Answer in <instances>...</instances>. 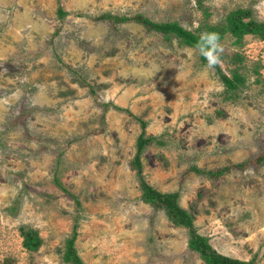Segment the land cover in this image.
I'll list each match as a JSON object with an SVG mask.
<instances>
[{
    "label": "rangeland",
    "instance_id": "1",
    "mask_svg": "<svg viewBox=\"0 0 264 264\" xmlns=\"http://www.w3.org/2000/svg\"><path fill=\"white\" fill-rule=\"evenodd\" d=\"M238 9L264 22V0H0V263L65 264L76 232L85 264H206L188 228L141 198L145 130L147 183L179 191L217 253L264 264V40L224 34L220 65L246 82L227 91L175 37L96 20L142 14L201 33ZM103 104L124 110L104 118Z\"/></svg>",
    "mask_w": 264,
    "mask_h": 264
},
{
    "label": "trees",
    "instance_id": "2",
    "mask_svg": "<svg viewBox=\"0 0 264 264\" xmlns=\"http://www.w3.org/2000/svg\"><path fill=\"white\" fill-rule=\"evenodd\" d=\"M197 1L199 6L202 8V0ZM66 14L67 13L64 10L59 8L58 15L61 18L66 16ZM205 16L206 18L210 17L209 12L206 10ZM96 20L111 21L112 23H127L133 21L145 27L148 32H156L161 35H164V37L166 38H170V36L175 37L179 41V43H182L187 47H192L194 49H196V44L200 36V32L191 31L187 28H184L176 21L156 22L145 17L142 14H137L135 16H118L107 13L96 17ZM200 31L201 33H219L221 36V41L225 33H230L235 38L234 43L239 45L243 43L244 38L248 35H254L264 40V22L256 21L253 18V14L250 9H238L236 11H233L228 15L224 24L213 25L206 21ZM198 55L200 63L206 66L207 61L205 60V58L201 56L199 52ZM221 58L227 59V54L223 53ZM241 60L242 58H240V61ZM215 70L227 91H235L240 88V86L246 83L245 77L240 74L237 69L232 72V76H229L227 73H225L220 64L215 67ZM102 106L104 108V118L106 110H108L111 106H113L114 109L124 110L113 104H103ZM140 122L143 126V129H145L147 125L146 122L142 120ZM145 133V130H143L137 139V150L133 162L134 168L137 170L139 181L141 182L142 200L152 205L156 211L160 209L165 210L168 218L174 221L176 225L188 228L190 235L188 241L189 250L191 252L197 253L206 264H252L217 253V251L211 246L207 237L199 235L194 229L193 217L186 209L182 208L179 204V191L165 193L157 190L156 188L147 183L145 177L143 176V166L141 162V157L145 147L156 138L147 136ZM254 159L256 160V164H263L264 151L261 155L257 156ZM254 159L252 158L249 161L242 162L236 167L244 169L248 164H251ZM226 169L229 168L221 169L217 172H199L207 173L210 176H215L219 175L222 171ZM23 231L22 235L24 237V246L29 250H37V248L40 246V238H38L35 232L28 231L23 233ZM75 240L76 232H74L72 237H70L66 241V249L63 255V260L65 264H85L75 247Z\"/></svg>",
    "mask_w": 264,
    "mask_h": 264
},
{
    "label": "clouds",
    "instance_id": "3",
    "mask_svg": "<svg viewBox=\"0 0 264 264\" xmlns=\"http://www.w3.org/2000/svg\"><path fill=\"white\" fill-rule=\"evenodd\" d=\"M196 50L207 61V68L214 70L221 63V57L224 51L220 34L216 32L200 33Z\"/></svg>",
    "mask_w": 264,
    "mask_h": 264
}]
</instances>
